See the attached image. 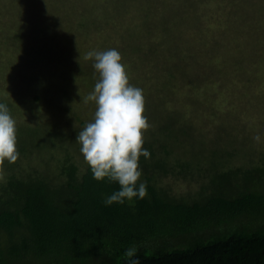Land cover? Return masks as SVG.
Segmentation results:
<instances>
[{
	"label": "trees",
	"instance_id": "obj_1",
	"mask_svg": "<svg viewBox=\"0 0 264 264\" xmlns=\"http://www.w3.org/2000/svg\"><path fill=\"white\" fill-rule=\"evenodd\" d=\"M12 2L0 0V103L16 122L19 155L0 161V264H126L123 253L133 245L139 264H264V91L249 99L246 86L235 103L222 101L218 119L232 127L218 123L216 137H207L206 129L191 122L194 115L213 116L210 109L200 112L198 85L185 80L179 83L188 89L183 92L176 84L164 92L139 87L154 99L151 105L144 100L149 127L142 147L150 156H140L137 181L146 183L147 194L106 206L104 198L119 184L93 179L75 141L81 128L66 130L50 118L59 97L88 87L90 74L81 70L84 65L74 70L62 64L66 60L43 54L49 36L59 31L48 11L33 26L22 5ZM19 13L29 21L21 28L10 20ZM260 34L264 40V31ZM111 47L104 43L93 51ZM133 61L130 65H141ZM50 71L67 78L55 87L34 79ZM251 112H258L254 122L247 121ZM37 113L40 123L31 125ZM46 118L51 120L41 123ZM226 131L221 146L218 136Z\"/></svg>",
	"mask_w": 264,
	"mask_h": 264
},
{
	"label": "rangeland",
	"instance_id": "obj_2",
	"mask_svg": "<svg viewBox=\"0 0 264 264\" xmlns=\"http://www.w3.org/2000/svg\"><path fill=\"white\" fill-rule=\"evenodd\" d=\"M13 1V6L22 5L33 26L45 18L43 11H48L50 17L47 18L53 20L54 25L58 23L55 30L59 31L49 36L43 54L55 61L66 60L68 63L62 64L71 65L74 70L84 65L86 68L81 70L90 74L84 83L88 87L80 88L77 94L73 92L74 96L68 99L59 97L55 103L57 113L50 118L55 122L59 120L66 130L82 129L90 122L89 118L94 117L95 102L85 98L93 91L99 73L93 68V59L83 60L88 53L84 51L101 48L104 43L114 45L116 49L120 46L118 51L125 59L123 65L133 86L154 85L153 88L163 91L166 86L169 88V84H176L178 91L183 92L187 88L180 85L181 82L188 83L189 80V83L198 85L195 88L201 100L200 112L210 109L213 116L194 115L191 122L195 127L206 129L207 137H216L215 127L221 124L218 119L221 112L217 110L222 101L235 103L246 86L249 99L261 96L264 91V44L261 43L264 40L260 34L264 31V0H254L258 5H252L253 0L247 4L244 0H50L47 6L41 0ZM10 20L19 28L23 27L22 21L24 26L29 22L20 13ZM67 21L68 25H74L71 30ZM8 35L11 33L5 37ZM26 49L29 50L28 45ZM129 52L133 53V58ZM52 59L49 70L53 69ZM77 59L83 61H80L81 65L74 64ZM131 60L141 65H130ZM259 61L261 65H257ZM143 65L145 72L141 71ZM226 65L233 67L225 69ZM49 74L39 73L34 79L41 78L46 83L53 81L51 86L55 87L58 79L65 81L62 76L67 78L53 71ZM144 88V92L155 93L149 87ZM143 97L154 101L152 96ZM210 98L213 100L209 101ZM169 106L173 108L170 103ZM240 106L242 109L244 105ZM256 113H249L247 121L254 122ZM37 115L30 118L31 125L40 123ZM60 123L55 126L57 131H60ZM221 125L232 127L225 120ZM232 131L238 134V131ZM73 135L70 133L71 137ZM225 137H228V131L218 136L221 146H224Z\"/></svg>",
	"mask_w": 264,
	"mask_h": 264
},
{
	"label": "clouds",
	"instance_id": "obj_3",
	"mask_svg": "<svg viewBox=\"0 0 264 264\" xmlns=\"http://www.w3.org/2000/svg\"><path fill=\"white\" fill-rule=\"evenodd\" d=\"M86 58L93 59V68L99 73L93 91L85 98L94 101L96 107L94 118L78 132L75 141L93 179H107L120 186L104 198L106 206L142 199L147 188L145 182L137 184L142 175L139 158L150 156L142 147L143 130L149 127L143 115V90L129 83L116 48L89 51ZM18 155L16 122L8 106L0 103V161H15ZM137 250L135 245L125 249L126 264H139Z\"/></svg>",
	"mask_w": 264,
	"mask_h": 264
}]
</instances>
